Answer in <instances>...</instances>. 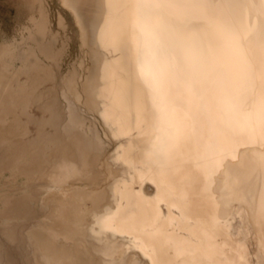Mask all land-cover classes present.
<instances>
[{
  "label": "bare ground",
  "instance_id": "1",
  "mask_svg": "<svg viewBox=\"0 0 264 264\" xmlns=\"http://www.w3.org/2000/svg\"><path fill=\"white\" fill-rule=\"evenodd\" d=\"M24 1L0 264H264V0Z\"/></svg>",
  "mask_w": 264,
  "mask_h": 264
},
{
  "label": "rangeland",
  "instance_id": "2",
  "mask_svg": "<svg viewBox=\"0 0 264 264\" xmlns=\"http://www.w3.org/2000/svg\"><path fill=\"white\" fill-rule=\"evenodd\" d=\"M27 10L24 0H0V37L14 33Z\"/></svg>",
  "mask_w": 264,
  "mask_h": 264
}]
</instances>
